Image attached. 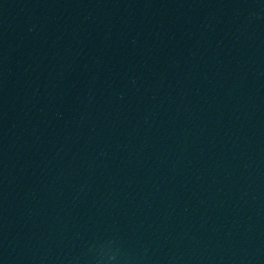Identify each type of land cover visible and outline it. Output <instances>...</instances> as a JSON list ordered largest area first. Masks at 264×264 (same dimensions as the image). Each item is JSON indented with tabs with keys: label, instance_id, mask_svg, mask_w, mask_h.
I'll return each mask as SVG.
<instances>
[{
	"label": "water",
	"instance_id": "95a60500",
	"mask_svg": "<svg viewBox=\"0 0 264 264\" xmlns=\"http://www.w3.org/2000/svg\"><path fill=\"white\" fill-rule=\"evenodd\" d=\"M0 264H264V0H0Z\"/></svg>",
	"mask_w": 264,
	"mask_h": 264
}]
</instances>
